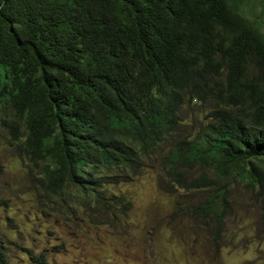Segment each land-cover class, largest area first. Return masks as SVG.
Returning a JSON list of instances; mask_svg holds the SVG:
<instances>
[{"label":"trees","instance_id":"1","mask_svg":"<svg viewBox=\"0 0 264 264\" xmlns=\"http://www.w3.org/2000/svg\"><path fill=\"white\" fill-rule=\"evenodd\" d=\"M249 1L0 0V122L28 191L114 222L131 207L119 186L155 177L203 194L189 211L214 243L242 193L264 235V18ZM15 259L0 240V264Z\"/></svg>","mask_w":264,"mask_h":264},{"label":"rangeland","instance_id":"2","mask_svg":"<svg viewBox=\"0 0 264 264\" xmlns=\"http://www.w3.org/2000/svg\"><path fill=\"white\" fill-rule=\"evenodd\" d=\"M241 10L258 21L264 18V0H250ZM16 138L0 122V240L16 258L13 264L42 252L49 264H264L261 211L249 195L237 194L241 222L231 220L229 237L215 243L213 230L189 211L203 194L167 186L155 177L119 186L132 195L131 207L112 222L93 207L61 209L60 201L41 190L28 191Z\"/></svg>","mask_w":264,"mask_h":264}]
</instances>
